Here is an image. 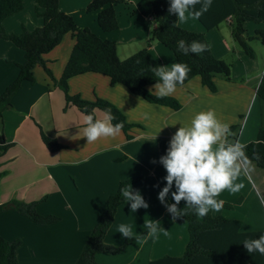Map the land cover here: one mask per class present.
<instances>
[{"label":"crops","instance_id":"0c3cea01","mask_svg":"<svg viewBox=\"0 0 264 264\" xmlns=\"http://www.w3.org/2000/svg\"><path fill=\"white\" fill-rule=\"evenodd\" d=\"M90 1L59 0L58 7L72 16L78 27L87 28L102 40L114 41L120 60L144 48L152 29L151 8L147 4L123 0V4L115 7L118 29L104 32L96 22V13L84 11ZM34 4L35 0H24L22 11L3 21L5 32L19 34L23 26L29 31L39 28L42 18L36 15ZM188 16L186 21L178 19V25L204 33L196 18L194 21ZM223 23L230 28L226 20L206 31V38L215 58L225 61L223 55L233 54L231 80L216 75V92L212 93L202 86L199 77L192 78L170 95L180 102L179 111L147 103L124 86L111 85L109 79L100 74L85 73L68 81L70 95H78L88 102L97 98L105 100L113 104L128 123L140 125L141 128L130 131L133 136L130 140L121 131L116 137L87 143L83 132L84 114L73 106L65 108L63 92L40 66L34 68V83L23 82L11 98V106L1 111L0 134L8 148L0 158L3 173L0 205L13 201L39 202L37 212L56 216L59 222L40 226L13 210L0 213V236L8 242H20L16 250L19 264H76L108 197L125 180L136 181L131 188L141 194L148 207L132 212L122 196L104 242L116 247L124 243L125 239L118 232L121 224L130 226L133 236L137 233L145 236L148 229L144 225L149 221H158L160 230L146 242H132L118 255H97V262L149 264L165 256L183 255L188 242L187 223L173 221L157 199L167 175L159 163L161 143L170 141L181 126H189L197 113L209 110H213L222 123L239 126L237 141L242 144L254 141L258 131L264 129V101L256 95L264 60L260 65L238 51L231 43V34L230 39L220 34ZM255 25L254 30L264 29V23ZM213 32L218 35L212 44ZM73 45L74 39L66 34L44 55L46 66L56 80L62 75ZM147 50L159 66L170 68L176 64L172 52L158 42H151ZM23 63L24 53L0 39V94L16 79L18 65ZM148 89L155 94L154 85ZM101 112H95V118H102ZM41 133L57 141L62 148L49 151ZM241 182L245 187L239 192L224 191L216 197L232 208L222 207L219 212L211 210V213L240 221L242 233L264 231V170L253 165L247 175H241L236 181ZM167 203H174L170 195ZM184 203L181 201L178 208Z\"/></svg>","mask_w":264,"mask_h":264},{"label":"trees","instance_id":"16d2710c","mask_svg":"<svg viewBox=\"0 0 264 264\" xmlns=\"http://www.w3.org/2000/svg\"><path fill=\"white\" fill-rule=\"evenodd\" d=\"M132 1L143 2L151 8L152 29L146 40L145 48L120 60L114 41L102 40L87 28L78 27L70 15L59 10V0H35V12L42 18V25L32 31L23 26L19 34H8L3 28V21L22 11L24 0H0V39L10 42L24 53V63L18 65L19 72L16 79L0 94V124L1 111L11 106L10 100L23 82L34 83L33 70L36 66H40L54 85L63 92L65 108L73 106L84 115L92 114L94 117V109L101 111L110 109L115 117L112 124L122 123L121 131L128 140L132 139L130 131L133 128H141L140 125L128 123L125 116L113 104L105 100L97 98L88 102L82 100L78 95H70L68 81L85 73L100 74L107 77L111 85L120 84L147 103L179 111L182 106L177 99L171 96L157 98L156 94L151 93L148 89L149 86L159 82L151 71V68L158 67L159 64L150 57L147 50L153 41L171 51L176 63L186 64L190 68L184 84L194 77H199L202 86L214 93L216 92L214 83L216 75L223 76L227 81L231 80V66L214 57L205 33L182 29L178 25V18L174 14H169L170 0ZM124 2L123 0H91L84 11L96 13V22L102 31L114 32L118 29L115 7ZM200 7L201 5L197 4L194 10L198 11ZM191 11L193 10L190 9L189 12L191 13ZM196 20L205 31L228 20L232 39L250 59H253L255 55L249 43L259 40L264 45V29H256L252 34H248L245 28L246 23H264V0H213L211 8ZM66 34L72 36L74 45L61 77L56 80L46 66L44 55L54 49ZM179 40H184L187 43L199 41L207 45V50L199 55L191 53L183 55L177 50L176 45ZM180 86L177 85V87ZM256 95L264 101V71ZM229 127L232 133L229 139L235 142L239 126ZM41 138L46 148L51 152L62 148L57 141L46 137L43 133H41ZM258 140L264 141V129L258 131L254 141L246 144L245 152L256 168L264 170V143H256ZM168 145L169 141L161 143V157L166 155ZM7 148L8 145L3 135L0 134V158ZM254 152L258 153L259 160L253 159ZM2 175L3 173L0 172V178ZM135 182L134 180L121 181L116 192L108 197L105 208L100 211L99 219L88 236L76 264H100L96 260L97 255H118L129 244L136 241L135 238L125 239L124 243L117 247L104 242L105 235L121 204L120 189L126 185L132 186ZM38 203L13 201L10 204L0 205V213L5 210H13L40 226H50L59 222V218L56 216L39 214L36 210ZM184 206L185 203L180 209H183ZM223 207L229 209L232 208V205L224 203ZM176 221H184L188 226V242L183 255L181 257L165 256L152 260L149 264H264V255H260L258 252L248 254L242 244L246 239L259 238L264 234V231L242 233L239 231L240 221L227 219L223 216H213L211 210L201 218L189 212ZM19 245V241L8 242L0 236V264H19L16 259V250Z\"/></svg>","mask_w":264,"mask_h":264},{"label":"clouds","instance_id":"9594fccd","mask_svg":"<svg viewBox=\"0 0 264 264\" xmlns=\"http://www.w3.org/2000/svg\"><path fill=\"white\" fill-rule=\"evenodd\" d=\"M213 0H170L169 14H174L180 21H186L190 15L199 19L212 6ZM200 4L198 11L195 5ZM177 50L183 55L189 53L199 55L207 50V45L199 41L187 43L177 41ZM159 82L154 85L157 98H164L175 93L177 85H183L190 68L186 64L176 63L170 68L158 66L151 68ZM259 87V84H257ZM94 112L101 111L94 109ZM102 118L97 119L92 114L84 115L83 129L87 143H94L101 138L116 137L120 134L123 124H112L115 117L110 109L101 112ZM232 135L228 124L222 123L213 110L197 113L189 126H181L171 137L166 155L160 157L167 175L165 186L160 190L157 199L167 209L173 221L182 218L189 212L204 217L210 210L219 212L223 200L216 197L222 192L237 193L245 187L244 183H236L241 175H247L252 170V161L246 155V144L231 141ZM264 143V141H256ZM258 153H253V159L259 160ZM173 187L175 191H172ZM120 194L129 202L131 211L147 208L143 197L138 191L126 185L120 189ZM171 196L174 203H167ZM181 201L185 202L183 209L178 208ZM148 231L145 236L139 233L133 236L130 226L121 224L118 232L124 239H134L137 243L146 242L160 230L158 221H149L144 225ZM248 254L258 252L264 255V234L257 239H246L242 242Z\"/></svg>","mask_w":264,"mask_h":264},{"label":"rangeland","instance_id":"374dc122","mask_svg":"<svg viewBox=\"0 0 264 264\" xmlns=\"http://www.w3.org/2000/svg\"><path fill=\"white\" fill-rule=\"evenodd\" d=\"M35 5V4H34ZM34 10H35V7H34ZM36 13V12H35ZM85 13V12H84ZM86 14V13H85ZM188 15H190L189 13H188ZM72 17V16H71ZM191 17V16H190ZM73 18V17H72ZM194 21H196L193 17H191ZM255 24H252V23H246V25H245V28H246V30H247V33L248 34H252L253 33V31H254V28H255ZM263 29V28H262ZM204 33H205V36H206V31L204 30ZM220 34L223 36V37H225V38H227V39H230V28H229V26H228V24L227 23H223L222 25H221V28H220ZM213 37L211 38V36H210V40H211V42H212V44L214 43V41L217 39L216 38V36L218 35L216 32H213ZM231 38H232V36H231ZM232 42V45H234V47H236V49L238 50V51H242L241 49H240V47L238 46V44L232 39L231 40ZM209 42V41H208ZM210 45V44H209ZM144 48L147 46V44H146V42L144 43ZM249 46L252 48V50L254 51V58L253 59H255V62L256 63H259L260 65L262 64V62H263V60H264V45H262L261 44V42L259 41V40H253V41H251L250 43H249ZM120 55L121 56H125V53H120ZM132 55V54H131ZM131 55H129V56H131ZM128 56V57H129ZM224 57V62L225 63H227L228 65H230V63L232 62V60L234 59V57H233V54L231 53V54H228V55H223ZM128 57H125L124 59H126V58H128ZM124 59H122V60H124ZM223 61V60H222ZM231 66V65H230Z\"/></svg>","mask_w":264,"mask_h":264}]
</instances>
